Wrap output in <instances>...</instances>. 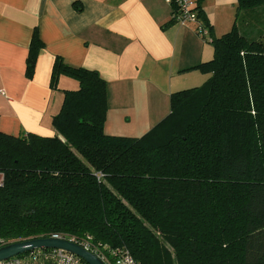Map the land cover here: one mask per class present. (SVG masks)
Instances as JSON below:
<instances>
[{
  "label": "trees",
  "instance_id": "trees-1",
  "mask_svg": "<svg viewBox=\"0 0 264 264\" xmlns=\"http://www.w3.org/2000/svg\"><path fill=\"white\" fill-rule=\"evenodd\" d=\"M236 3L248 20L264 6ZM241 28L212 39V59L193 68L205 83L173 93L140 138L106 136V83L56 57L50 88L78 87L62 91L55 135L0 133V239L58 235L140 264H264V32ZM43 47L35 28L28 79Z\"/></svg>",
  "mask_w": 264,
  "mask_h": 264
},
{
  "label": "crops",
  "instance_id": "crops-1",
  "mask_svg": "<svg viewBox=\"0 0 264 264\" xmlns=\"http://www.w3.org/2000/svg\"><path fill=\"white\" fill-rule=\"evenodd\" d=\"M193 1L211 39L218 34V19L233 25L235 0ZM173 13L166 0H0V133L55 135L51 120L60 110L62 91L78 87L60 77L58 91L50 88L59 57L106 83V136L145 135L169 114L173 93L205 83L207 76L193 68L213 57L210 43L196 35L197 24L163 28ZM35 28L44 47L28 79Z\"/></svg>",
  "mask_w": 264,
  "mask_h": 264
},
{
  "label": "built area",
  "instance_id": "built-area-1",
  "mask_svg": "<svg viewBox=\"0 0 264 264\" xmlns=\"http://www.w3.org/2000/svg\"><path fill=\"white\" fill-rule=\"evenodd\" d=\"M166 2L174 8L175 21L179 25L185 23H195L196 35L210 43L212 41L210 36V30L207 26L199 22L195 2L193 0H166ZM50 239L64 240L73 243L85 251L93 254L103 264H140L138 263L128 250L124 248L111 249L108 251H100L97 248H93L87 241L70 240L58 235H52ZM45 239V238H43ZM11 245L5 240L0 239V249ZM0 264H85L78 257L66 253L61 250H46L37 249L26 254L12 257L6 261L0 262Z\"/></svg>",
  "mask_w": 264,
  "mask_h": 264
},
{
  "label": "water",
  "instance_id": "water-1",
  "mask_svg": "<svg viewBox=\"0 0 264 264\" xmlns=\"http://www.w3.org/2000/svg\"><path fill=\"white\" fill-rule=\"evenodd\" d=\"M37 249L61 250L81 259L85 264H103L93 254L85 251L81 247L64 240L56 239H35L21 243H15L0 249V262L12 257L20 256Z\"/></svg>",
  "mask_w": 264,
  "mask_h": 264
},
{
  "label": "rangeland",
  "instance_id": "rangeland-1",
  "mask_svg": "<svg viewBox=\"0 0 264 264\" xmlns=\"http://www.w3.org/2000/svg\"><path fill=\"white\" fill-rule=\"evenodd\" d=\"M231 9H232V23L231 24H234V22H236L237 26L242 27L241 28L242 32H244L245 30L249 31L246 33V37L249 39L259 38V36H261L259 33L258 36L255 37L256 36L255 33H257V31H259L261 33L264 32V11H263L264 6L257 8V9H254L252 11L253 13L251 14V16L253 19H251V20H248L246 18V15L249 12L242 11V12H239L237 14V8L235 7V5ZM246 23H248V24H247V27L245 28ZM232 26L233 25H230V27L228 25H224L221 23V20L218 19V34L216 35V38L217 39L221 38L223 35L230 32Z\"/></svg>",
  "mask_w": 264,
  "mask_h": 264
}]
</instances>
